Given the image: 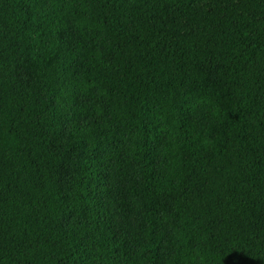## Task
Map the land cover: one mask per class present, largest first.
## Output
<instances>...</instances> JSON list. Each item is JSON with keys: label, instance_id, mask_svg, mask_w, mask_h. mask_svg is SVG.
Segmentation results:
<instances>
[{"label": "trees", "instance_id": "1", "mask_svg": "<svg viewBox=\"0 0 264 264\" xmlns=\"http://www.w3.org/2000/svg\"><path fill=\"white\" fill-rule=\"evenodd\" d=\"M0 264H264V0H0Z\"/></svg>", "mask_w": 264, "mask_h": 264}]
</instances>
